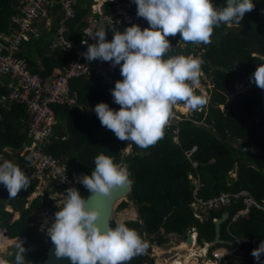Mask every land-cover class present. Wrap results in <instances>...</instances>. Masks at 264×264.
<instances>
[{"label":"trees","instance_id":"16d2710c","mask_svg":"<svg viewBox=\"0 0 264 264\" xmlns=\"http://www.w3.org/2000/svg\"><path fill=\"white\" fill-rule=\"evenodd\" d=\"M18 3L19 0H0V31L6 28L8 18L15 12ZM253 3L254 9L245 13L239 24L240 27L247 26L245 36L239 29L228 28L222 23L214 27L211 43L207 45L186 44L180 40L179 33L175 38L168 37L173 47L165 58L176 55L201 57L204 60L201 72L210 79L212 89L207 104L194 111L195 114L177 113L178 118L172 116L165 128L164 137L154 146L141 149L132 143L130 153L121 157L124 141L119 140L111 130L102 127L92 111L99 102H106L111 108L119 109L120 105L113 101L111 89L117 80L123 79L120 72L106 85L97 74L71 79L69 95L74 97L75 104L53 105L57 121L46 146V151L54 157L76 167L79 177L91 174L95 167V157L99 154L112 157L114 163L122 162L131 174L130 193L127 197L136 204L138 211L136 220L123 222L148 243L160 246L167 242L170 235L180 236L190 228H196L198 240L204 238L211 241L214 236L213 218L219 217L224 210L233 214L242 206L238 200L226 207L208 210L206 218L200 221L193 215L190 205L193 186L189 174H199L203 182L199 194L205 198L241 189L248 190L261 208L251 207L248 214L230 224V233L225 229L229 220L222 225L221 238L229 242L225 246L235 250L230 251L226 263L222 261L221 264H237V261L258 264L251 251L264 240V89L252 83L246 90L237 91V84H249L251 74L258 65L264 64V0H253ZM102 4L104 12H110L108 0ZM213 4L222 6L226 0H213ZM83 6L84 1L77 0L74 6L75 17L66 23L69 29L67 38L75 43L79 38V29L86 24V10ZM57 20L60 21L61 16ZM143 20L142 29L149 26L147 20ZM126 27L118 25L113 31L119 33ZM50 36L49 31L31 37L24 42V50L20 52L26 58L29 69L44 81L55 75V67L68 64L73 57L72 51H63L60 47L50 49ZM113 36L111 33L107 35L109 41ZM178 39L184 47L177 43ZM32 51L35 57L31 56ZM38 59L41 65L37 64ZM199 81L205 83L202 75ZM194 94L200 96V91L194 88ZM0 113V151L5 146L20 147L26 137V108L18 104L0 106ZM193 146L195 150L190 153ZM253 148H258V152L252 151ZM17 157V163H23V155L18 153ZM191 161L197 162V167H193ZM235 166L237 177L230 178L228 174ZM36 184L37 179H31L30 191ZM80 184L83 190L81 196L87 197L89 190ZM50 202L46 196L36 198L13 221L12 213L0 206V233L4 230L8 238L13 239L23 237L24 231H27L22 238L27 250V264H40L42 253L29 247L25 240L33 232L34 223L31 219ZM128 204V201L122 200L117 208L122 210ZM115 226L111 220L110 227ZM33 233L36 234V231ZM236 239L241 240L238 243ZM5 246V242H0V248ZM14 246L11 249L14 250ZM14 259L12 256L9 264ZM190 260L187 264L200 262ZM261 260H264V256ZM127 264H154V261L146 253L134 257Z\"/></svg>","mask_w":264,"mask_h":264},{"label":"clouds","instance_id":"9594fccd","mask_svg":"<svg viewBox=\"0 0 264 264\" xmlns=\"http://www.w3.org/2000/svg\"><path fill=\"white\" fill-rule=\"evenodd\" d=\"M134 2L137 6V16L146 19L148 27L142 29L138 24H133L122 32L116 33L113 31L115 27L105 30L104 25L101 24L94 34H89L96 42L89 44L87 51L82 53L88 61L100 60L110 62L113 67L120 66L123 79L117 80L114 88L111 89L113 101L120 105L119 109L111 108L106 102H99L92 111L97 115L102 127L111 130L119 140L124 141L121 157L130 153L132 143L141 149H147L161 140L170 118L177 117L176 112L172 113V109L178 102H183L193 111L200 110L207 104L206 98L194 94V86L199 83L204 60L191 55L165 58L173 47L168 37H174L179 33L180 40L186 44H210L214 27L222 23L240 24L245 13L251 12L255 7L253 0H226V4L222 6L214 5L213 0H134ZM48 31L51 33V38L54 28ZM107 31L114 34L111 41L107 37L110 34ZM250 82L264 89V64L257 66L250 76ZM12 104L16 103H6V106ZM26 121L24 126L26 137L20 147L5 146L3 148L7 147V152L15 157L18 153L22 154L23 163L18 164L10 160L0 162V184L7 188L9 197L12 199L17 198L20 190L30 186L31 179H37L36 186L31 191L29 188L22 197L27 201L25 209L36 198L46 196L51 201L36 214L39 217L35 215L34 227L37 221L42 223H50L49 219L54 221L47 228V235L55 245L56 256L69 258L71 264H127L134 257L147 253L154 264H158L154 256L150 255L151 245L124 222H118L114 228L106 225L102 227L99 223L100 210L90 207V198L81 196L75 187L66 189V200L62 207L58 205L59 210L52 208L54 199L50 198L49 194H54V186L52 188L51 184L42 192L40 189L37 190L39 180L27 160L25 147L31 144V140L27 138ZM56 121L55 114V124ZM55 124L47 141L44 142L45 150L51 140ZM174 138L176 139V134ZM194 150L195 146L189 152L192 153ZM94 164L95 167L90 175L77 177L92 196L100 194L111 198L116 189L131 183L130 172L126 167L114 163L112 157L99 154L95 157ZM20 165L27 168L30 178ZM189 179L192 181L191 178ZM6 207L4 206V210L12 213L13 220L20 217V212ZM16 213L18 215L14 218ZM198 214L202 215V218L196 216L193 210V215L200 221L207 216L206 212L198 211ZM43 226L44 224L40 227ZM34 227L32 231H36ZM187 230L195 235L193 251L186 250L188 254H192L191 260L196 257L200 261L201 256L197 257L194 252L197 251L204 254V262H212L208 257L210 251L221 247L222 244L210 246L209 241L202 240V244L198 246L196 228ZM178 237L181 239L180 244L187 243L183 234ZM20 238L15 243L14 251L8 253L15 257L11 264H27L25 259L27 250ZM226 243L229 242L226 241ZM155 245L159 247L161 254H168V259L163 258L166 263L167 260L174 261L170 255L172 250L168 252L165 244ZM151 253L154 252L151 251ZM251 255L258 264H264V260H261L264 256V240L260 241L258 247L252 249ZM0 264H9V262L4 261Z\"/></svg>","mask_w":264,"mask_h":264},{"label":"built area","instance_id":"2783aa9c","mask_svg":"<svg viewBox=\"0 0 264 264\" xmlns=\"http://www.w3.org/2000/svg\"><path fill=\"white\" fill-rule=\"evenodd\" d=\"M104 0H93L94 9L97 13L94 20L79 29V38L75 43L67 38L69 31L66 23L75 17L74 6L77 0H19L15 12L8 18L7 26L0 31V106L6 103H16L26 108L27 138L31 144L26 146L27 160L36 173L39 183L37 190L41 192L49 183L55 188L52 208L59 210L66 200V189L75 187L83 194L78 170L68 161H62L45 150L44 142L47 141L55 124L54 104L74 105V97L69 95V81L78 77H89L97 74L102 78L103 84L120 72V66L113 67L110 62L100 60L88 61L82 53L87 51L89 44L96 40L89 36L94 34L98 25H104L105 30H110L118 25L130 26L138 24L143 26L144 20L137 16V6L134 0H108L110 12H104ZM59 10L61 20L53 24L51 10ZM42 20L43 26L48 30L54 28L53 36L48 40V47L55 49L61 47L63 51H73V57L68 64L54 68V76L43 80L37 73L29 69L26 58L20 54L24 48V42L31 37L41 35L36 22ZM107 33H110L107 31ZM41 65L40 60L37 63ZM177 134L178 130L174 131ZM196 166V162H192ZM193 185L191 206L195 215L200 217L198 211L207 212L212 209H220L240 200L242 206L225 219L226 231H229L230 224L249 213L250 208L261 205L253 198L248 190L241 189L235 192L220 193L211 197H202L199 190L203 183L198 174L189 175ZM49 213V212H48ZM241 239H236L239 243ZM201 256L200 261L204 263V254L194 251ZM230 253L225 246L214 248L209 253V258L221 264L225 262L226 256ZM196 259V257H195Z\"/></svg>","mask_w":264,"mask_h":264},{"label":"rangeland","instance_id":"374dc122","mask_svg":"<svg viewBox=\"0 0 264 264\" xmlns=\"http://www.w3.org/2000/svg\"><path fill=\"white\" fill-rule=\"evenodd\" d=\"M13 1H18V0H13ZM83 1H84V4H86L87 7L90 9L89 12L95 16L96 13L94 12V2H93V0H83ZM226 25H227L228 28H237L235 26L236 25L239 26V24H235V25L226 24ZM177 43H179L181 47H184V44L179 39L177 40ZM30 54H31V56H34V57L36 56L34 51H32ZM201 75H202V78L205 81V83H201L199 81L198 85L194 86V88H196V89H198L200 91V96H203L204 98L208 99L209 98V93L211 92V89H212V85H211L210 79L208 78V76H206V74L201 72ZM248 82H249V84H247V83H238L237 84V91H244L250 86V84L253 83V82H250V79H249ZM173 110L176 112V114L177 113L178 114H195V112L193 110H190L187 107V105L184 104L183 102H178L173 107ZM175 112H173V113H175ZM234 144H236V142H234ZM7 147L0 151V157H1L0 162H3V160L14 161L13 157L10 156V154L7 152ZM252 151L258 152V148H253ZM4 156H7V157L5 158ZM124 156H126V154ZM116 164H118L119 166L125 168V166L122 163L118 162ZM236 170H237V167L235 166V168L232 171L229 172L228 176L230 178H236L237 177ZM124 200L129 202L128 206L125 207L124 209L120 210V209L117 208L118 204L121 201H119L115 205V210H114V213H113V216H112V220L115 222V224H117L118 222H123L125 220H136L138 218V211H137L136 204H134L132 201H130L127 196L124 198ZM26 202H27L26 198H24V197H17V198H12V199H1L0 198V206H7L6 208L10 207L12 209V211L16 210V211H18L20 213L22 211H24ZM16 216H17V213L15 214L14 218ZM200 217L202 218V215ZM34 218H35V216H34ZM34 218L31 219L32 223H34ZM35 222H36V220H35ZM48 222H50V223H44V222L42 223L40 221H37L36 224H35V227H34L35 230H36V234L33 233L34 232V230H33V232H30V235H28L26 240H25L26 244L29 247H32L34 250L40 251L42 253V256H41V258L39 260L40 264L42 263V260L44 258V253H45L46 247L48 246V244H49V242L51 240V238L47 235V228L54 221H51V219H49ZM42 224H44V226L41 228L40 226ZM31 233H33L34 235L31 234ZM31 235H33V236H31ZM19 238L20 237L13 238V239H8L6 234L5 235H3V233L0 234V242H5V245H6L3 249L0 248V262H4L5 261V258L7 256V254L11 251V246L15 245L16 241ZM20 239H22V238H20ZM203 240H207V239L203 238ZM180 241H181L180 237L170 235L168 237L167 242L165 243V246H166V250L168 252H171V250H172V253L170 255L174 258V260L179 258V259H181L184 262L185 256H186L184 254L187 253L186 252L187 249H185V247L181 246L184 242L180 244ZM148 244L151 245L150 255L154 256L155 261L158 262V264H171V262H169V260H167V263H166V261L163 259L164 257L166 259H168V254H165V255L161 254V252L159 251V247H156V245L154 243H148ZM201 244H202V240H198V246L201 245ZM181 250H183V251H181ZM151 251H153L154 253H151ZM196 259L198 260V258H196ZM237 264H243V262L242 261H237Z\"/></svg>","mask_w":264,"mask_h":264},{"label":"water","instance_id":"95a60500","mask_svg":"<svg viewBox=\"0 0 264 264\" xmlns=\"http://www.w3.org/2000/svg\"><path fill=\"white\" fill-rule=\"evenodd\" d=\"M99 26V25H98ZM97 26V27H98ZM245 28L241 31L243 35H245ZM19 166V165H18ZM20 167L25 171L27 175H29L30 178V173L27 170L25 166ZM29 190V187L27 189H22L18 192L17 197H22L24 196ZM130 193V185H125L121 186L118 189H116L112 195L111 198L105 197L100 194H96L92 196L90 193L87 197L85 198H90L89 200V206L94 207L100 210L101 212V217L99 219V223L103 227L104 225L110 226V222L112 220V216L115 210V205L119 201L124 200V198ZM0 198L1 199H11L9 197V193L7 188L3 185L0 184ZM229 216L228 211L222 212V214L215 220H213V225H214V236L211 241L208 242L210 246H216L219 244H226V241L221 238V225L224 222V220ZM36 217H39L36 215ZM6 234V233H4ZM27 234V231H24L23 237ZM183 236L185 238V241L190 244L191 241V231L190 230H185L183 231ZM22 237V238H23ZM14 250L11 249L10 253L13 252ZM11 255H7L5 258V261H9L11 259ZM41 264H71V260L67 257H61L58 258L55 254V245L53 242L50 240L48 246L46 247L45 253H44V258L42 260Z\"/></svg>","mask_w":264,"mask_h":264},{"label":"crops","instance_id":"0c3cea01","mask_svg":"<svg viewBox=\"0 0 264 264\" xmlns=\"http://www.w3.org/2000/svg\"><path fill=\"white\" fill-rule=\"evenodd\" d=\"M84 9L86 10V15L84 16L85 17V21L87 22V21H90V20H94L93 18H95L96 17V15H97V13L95 12V9H94V12L96 13V15L94 16L93 14H91L89 11H90V9L87 7V5L86 4H84ZM51 14L53 15V21H54V23L57 21V19H58V17H59V15H60V12H59V10L58 9H56V8H53V10H51ZM36 26L39 28V30H40V33L41 34H45V33H47V32H49L48 31V29L45 27V26H43V24H44V22L42 21V20H38L36 23ZM144 24V23H143ZM175 38V37H174ZM38 61H39V59L37 60V63H38ZM114 77V76H113ZM104 85H106V84H104ZM55 105V104H54ZM54 109V108H53ZM55 112V111H54ZM1 114V113H0ZM10 156H12V155H10ZM5 158L7 157V156H4ZM13 157V162H15V163H17L18 162V157H15V156H12ZM203 197V196H202ZM18 215V214H17ZM16 218V217H15ZM12 221H13V219H12ZM2 233L4 234V233H6L4 230L2 231ZM1 234V233H0ZM183 243V242H182ZM226 244H222V246H225ZM226 247V246H225ZM2 248H4V247H2ZM227 248V247H226ZM228 249V248H227ZM229 250V249H228ZM230 251H232V250H230ZM234 251V250H233ZM232 251V252H233ZM191 257H187L186 259H185V261H184V264H187V262H188V260L190 259ZM197 260V259H196ZM225 260V262L224 263H226V258L224 259ZM166 261V260H165ZM221 261V262H222ZM209 263V261L208 262H204V263H202L201 261L199 262V263H197V264H208Z\"/></svg>","mask_w":264,"mask_h":264},{"label":"bare ground","instance_id":"6f19581e","mask_svg":"<svg viewBox=\"0 0 264 264\" xmlns=\"http://www.w3.org/2000/svg\"><path fill=\"white\" fill-rule=\"evenodd\" d=\"M195 235H194V233H192L191 234V243L190 244H187V243H183L181 246H183V247H185V249H187L189 252H192L193 251V247L195 246V237H194ZM187 244V245H186ZM187 252V251H186ZM184 255H186L185 256V259L189 256V257H191V255L190 254H188V252L186 253V254H184ZM185 261V260H184ZM169 263V262H168ZM171 264H184V262L181 260V259H175L173 262H171ZM208 264H217L216 262H210L209 261V263Z\"/></svg>","mask_w":264,"mask_h":264},{"label":"flooded vegetation","instance_id":"af4514ba","mask_svg":"<svg viewBox=\"0 0 264 264\" xmlns=\"http://www.w3.org/2000/svg\"><path fill=\"white\" fill-rule=\"evenodd\" d=\"M233 25H235V24H233ZM234 27V26H233ZM235 27H237V25L235 26ZM245 28V30H247V26H242V27H237V28H234V29H239V32H241L243 29ZM245 35H246V31H245ZM244 35V36H245ZM250 35V34H249Z\"/></svg>","mask_w":264,"mask_h":264}]
</instances>
